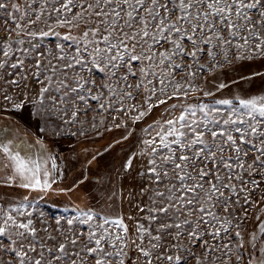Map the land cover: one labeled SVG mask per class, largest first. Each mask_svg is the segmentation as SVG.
<instances>
[{
	"label": "snow or ice",
	"instance_id": "snow-or-ice-1",
	"mask_svg": "<svg viewBox=\"0 0 264 264\" xmlns=\"http://www.w3.org/2000/svg\"><path fill=\"white\" fill-rule=\"evenodd\" d=\"M0 21V113L27 108L41 133L56 117L54 134L73 138L124 129L107 152L160 110L122 166L145 161L131 234L103 205L37 223L29 197L57 191L59 154L0 125V184L28 193L0 204V264H264V92L224 98L227 84L197 83L264 59V0H0ZM53 36L71 43L41 45ZM94 70L103 83L82 74ZM85 153L87 166L103 155Z\"/></svg>",
	"mask_w": 264,
	"mask_h": 264
},
{
	"label": "rangeland",
	"instance_id": "rangeland-1",
	"mask_svg": "<svg viewBox=\"0 0 264 264\" xmlns=\"http://www.w3.org/2000/svg\"><path fill=\"white\" fill-rule=\"evenodd\" d=\"M23 3V0H21ZM2 23V21H0ZM14 27V25H10ZM62 35L65 32V29H60ZM78 34L75 30L73 31V35ZM15 37V33L12 34ZM5 36L4 32H0V39ZM52 42V45L55 43H63L66 45H70L71 42L64 41L62 38L57 40L56 37H48L41 41V45L49 44ZM166 47V46H165ZM66 51H72V48L69 47ZM254 73H261L264 74V59H255L251 61H236L233 60L231 64H224L222 68H218L215 72H207L203 74V77L198 78L197 83L204 87L206 90H211L213 92L216 91V86L219 83H225L228 85L227 88L223 89V97L224 98H231L233 95H244L247 93H260L264 92V79L261 78L259 75H254ZM85 76L92 75L93 79L97 80V83H103L104 73L99 72L98 70H94L93 73L84 72L82 73ZM221 93H217V97H220ZM208 100L210 98H204ZM159 109L155 110L153 116L147 118L144 122L134 125L133 127L136 128V132L128 139L123 149L115 151L114 149H110L101 157H98L96 163L90 166H87V160L91 158L90 155L86 157V167L88 168V172L97 176L98 180H91L88 179L87 182L82 184L84 190L82 195L69 196L66 193H48L47 195L44 194H35L32 193L29 197L30 201L33 203V218L39 220L41 215L48 223H53V217H72L77 214L76 209L71 208V205L74 203L72 198L74 197L75 202L78 199H82L85 201L90 197V204L93 205L94 208H99L102 204L101 198L109 199L113 196V192L111 187H116L115 192L117 196L123 195V199H117L119 205L115 202L112 205L107 203V206H104V209L112 214L117 212L122 213L125 216V222L128 224L130 234L134 231V220L141 214H139L136 210V204L139 203H146L147 197L141 198L138 193L140 191V186L143 183L144 177L138 175V173L143 172L145 167V161L143 159L137 160L133 162V168L129 172H125L123 169V164L127 157L137 150V136L140 134V129L145 127L147 123H150L152 119L159 115ZM90 115H96L95 113H91ZM81 119H87V117H81ZM12 122L17 124L18 126H22L25 129V132L30 134L31 137L35 139H43L45 143H48L51 146V142L60 139L62 141V149H63V159L65 157L71 158V154L67 155V150L71 149L72 146L80 147L82 146V142H84L88 146H93L97 144L99 149H104L107 145L113 143L117 138L121 137L124 134V129H115L113 128L112 131L104 132L103 136H97L95 131L90 132L88 138L80 137L79 134L76 138L68 134L64 135H55L54 129L60 127L61 129L64 125L56 119V117H51L47 122V131L45 133H41L39 131V127L45 126V122L43 120L38 121L35 115H29V109L25 108L22 112H8V113H0V125L7 124ZM11 123V125H12ZM111 124L109 120L106 122ZM10 124V123H9ZM88 126L85 125V128ZM104 126H101V131L103 132ZM75 130V129H73ZM66 150V152H65ZM72 150V149H71ZM70 150V151H71ZM65 152V154H64ZM67 155V156H66ZM67 159H64L65 163ZM76 162V161H74ZM83 162V158L81 155L77 156L76 164H80ZM63 168V167H62ZM64 171V168H63ZM76 171V170H75ZM76 171V175L69 185H72L76 180L75 178L81 177L83 175L84 170ZM86 171V172H87ZM66 174V171H64ZM0 176L2 175V171H0ZM72 176V175H71ZM118 178V179H117ZM114 182V184L112 183ZM22 190V192H21ZM12 193V192H11ZM10 194V193H9ZM8 194L7 186L0 184V204L5 206L12 204L13 202H19L23 198V189H19L16 187V195L14 199L6 198ZM131 194V196L129 195ZM25 195H28L26 192ZM43 195V199H40L39 196ZM9 197V196H8ZM53 205V206H49ZM56 207L58 205H61ZM67 204V205H66ZM71 204V205H68ZM68 206V207H67ZM133 217V220H128L127 217ZM253 224L251 221L248 223V228L251 229ZM235 231V230H233ZM247 240V237H245ZM247 246V245H246ZM191 264H195V261H192Z\"/></svg>",
	"mask_w": 264,
	"mask_h": 264
},
{
	"label": "trees",
	"instance_id": "trees-1",
	"mask_svg": "<svg viewBox=\"0 0 264 264\" xmlns=\"http://www.w3.org/2000/svg\"><path fill=\"white\" fill-rule=\"evenodd\" d=\"M2 125L5 126L6 124H2ZM120 138L121 137L117 138L116 140H118ZM127 141H123L120 144H114V146L112 147V149H114L115 151H118V150L123 149V147L125 146V144H126ZM113 143H110V144H113ZM81 145L82 146L77 147V148H75L76 146H72V148H71L72 150L70 149L71 151L68 149L67 152H66V150H65V152L67 153V155L70 153L71 156H72L71 158L68 157V159H67V157L64 158V159H67V161L65 163V166L63 167L64 168V171H66V174H64V179L58 185H54V189H57V191L49 192V193H57L58 194L59 193L58 192V189H63V188H66V187L70 186L69 185V182H71L72 179H74V177L76 175V171L79 172L78 170H84V171H83V175L81 177L75 178L76 181L82 179L85 174L87 175L88 179L90 178L89 180H91V178L94 179V180H96L98 178L94 174H92V173L90 174L88 171L85 172V167H86L85 161H86L87 155H89V154H86L85 153V150H88V153H94L96 151H100V152L103 153V155L106 152H104V149L100 150L99 149L100 146L98 147L97 144H94L93 146H88L84 142H82ZM106 145H109V144H106ZM65 152H64V154H65ZM79 155H81V158H83V162H81L80 164H76V162H77V156H79ZM74 161H76V162H74ZM95 163H96V160L93 161V164H95ZM87 170H88V168H87ZM2 175H4V171H2ZM88 179H87V181H88ZM87 181H85V182H87ZM112 183L114 184V182H112ZM111 190H112L113 193H114V191L117 192L116 191V187H113V188L111 187ZM7 191H8V194L9 193L10 194L7 195L6 198L14 199V196L16 195V187H14V186H7ZM83 191H85V190H84V188H83V186L81 184L79 186V188L76 189L75 191H73V192H65V193L68 194L69 196H73L75 193H76V195H80V194L82 195ZM21 192H22V190H21ZM24 194H26V191L25 190H23V195L22 196H24ZM90 197H91V195L89 197H87L88 199H86V197H85V201L82 200V199H78V200H76L77 202H75V199L73 197L72 200H73L74 203L72 205L71 204H68V205H71V208H74V209H76L77 206L79 208H86V207H89V206L93 207V205L90 204ZM101 199H102V202L100 204H102L104 206H107V203L110 204V205H112L113 202H115L117 205H119V202H118L117 198L115 197V195L111 196L109 199H104V198H101ZM14 200H17V199H14ZM48 205L49 206H53V205H50V204H48ZM59 206H62V204L61 205H58L56 207H59Z\"/></svg>",
	"mask_w": 264,
	"mask_h": 264
},
{
	"label": "flooded vegetation",
	"instance_id": "flooded-vegetation-1",
	"mask_svg": "<svg viewBox=\"0 0 264 264\" xmlns=\"http://www.w3.org/2000/svg\"><path fill=\"white\" fill-rule=\"evenodd\" d=\"M9 123H10V124H9ZM9 123H7V124L5 125V127H14V128H16V129H18L19 134H21V135L24 137L25 142L28 143V144H31V145L33 146V147H32V151H33V152H37V153H38V152L42 151V150L36 145V141L39 140V139H35V138L31 137L30 134H28V133L25 132V129H23L22 126H18L17 124H14V123H12V122H9ZM11 123H12V125H11ZM43 141H44V140H43ZM44 144L47 145L48 150H49L50 152H52V151H51V146H49V144H48V143H45V142H44ZM64 166H65V163H64ZM64 166H63V167H64Z\"/></svg>",
	"mask_w": 264,
	"mask_h": 264
},
{
	"label": "built area",
	"instance_id": "built-area-1",
	"mask_svg": "<svg viewBox=\"0 0 264 264\" xmlns=\"http://www.w3.org/2000/svg\"><path fill=\"white\" fill-rule=\"evenodd\" d=\"M62 141L60 139H56L54 141L51 142V151L54 153H58V159H57V163L63 167L64 166V159H63V149H62Z\"/></svg>",
	"mask_w": 264,
	"mask_h": 264
}]
</instances>
